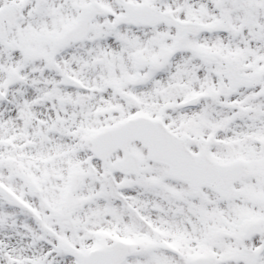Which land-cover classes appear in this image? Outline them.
<instances>
[{"label": "snow or ice", "instance_id": "snow-or-ice-1", "mask_svg": "<svg viewBox=\"0 0 264 264\" xmlns=\"http://www.w3.org/2000/svg\"><path fill=\"white\" fill-rule=\"evenodd\" d=\"M0 264H264V0H0Z\"/></svg>", "mask_w": 264, "mask_h": 264}]
</instances>
